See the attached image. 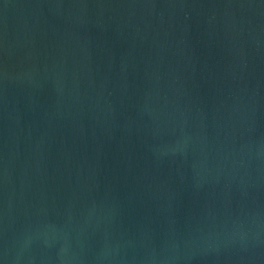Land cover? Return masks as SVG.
I'll list each match as a JSON object with an SVG mask.
<instances>
[{
	"label": "water",
	"instance_id": "1",
	"mask_svg": "<svg viewBox=\"0 0 264 264\" xmlns=\"http://www.w3.org/2000/svg\"><path fill=\"white\" fill-rule=\"evenodd\" d=\"M0 264H264V0H0Z\"/></svg>",
	"mask_w": 264,
	"mask_h": 264
}]
</instances>
